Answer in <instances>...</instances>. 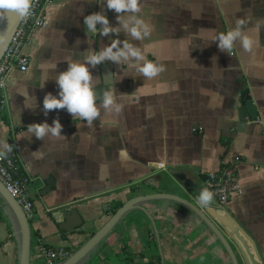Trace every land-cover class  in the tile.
<instances>
[{
    "label": "crops",
    "instance_id": "0c3cea01",
    "mask_svg": "<svg viewBox=\"0 0 264 264\" xmlns=\"http://www.w3.org/2000/svg\"><path fill=\"white\" fill-rule=\"evenodd\" d=\"M138 5L136 15L149 31L140 40L122 30L108 37L86 33L83 17L92 12L104 10L116 24L104 0L45 3L46 26L32 31L23 47L27 70L14 66L6 75L0 142L13 146L33 200L29 264H43L41 247H62L69 257L105 224L115 204L145 197L79 264H123L128 257L132 264H146L136 257L149 250L151 239L158 254L154 264H243L234 247L200 219L192 195L164 181L168 170H185L205 177L207 188L230 168L240 193L223 209L254 240L264 264V23L257 30L264 22V0H138ZM237 19L245 21L242 31L254 37L255 46L246 52L237 44L229 54L220 52L212 37L233 28ZM112 39L138 47L163 71L146 78L132 62L105 61L90 71L98 90H114L122 106L118 115L101 109L91 123L63 109L45 116L43 97L57 93L54 77L66 69L64 61H82L87 48L99 51ZM52 63L57 68L40 87ZM246 96L257 117L241 128L238 110L248 118ZM53 119L63 126L62 136L37 140L27 131L30 124ZM47 181L49 191L41 194ZM69 210L79 219L65 223L59 212ZM18 253V228L0 197V264H18Z\"/></svg>",
    "mask_w": 264,
    "mask_h": 264
},
{
    "label": "clouds",
    "instance_id": "9594fccd",
    "mask_svg": "<svg viewBox=\"0 0 264 264\" xmlns=\"http://www.w3.org/2000/svg\"><path fill=\"white\" fill-rule=\"evenodd\" d=\"M107 11L115 14L116 24L110 23L107 13L104 10L92 12L83 17V25L86 33L108 37L110 34L116 35L121 30L130 35L135 40H140L149 35L148 26L136 14L139 12L138 0H104ZM31 7V0H0V19L3 13L12 12L18 17H27ZM123 14L124 18H121ZM261 23H257V30ZM245 24L243 19H237L235 26L230 30L218 33L212 39L220 52L229 54L238 44L244 51H250L256 44L253 36L242 31ZM87 36V35H86ZM88 38V36H87ZM87 55L83 60L66 59L67 67L58 72L55 77L57 93H46L42 100V108L45 116L50 110H65L73 118L91 123L95 120L103 109L110 114H119L121 105L117 102L112 88L97 89L95 78L90 68L109 61L116 65L132 62L134 71L139 72L146 78L155 77L163 71V66L145 59L138 47L133 46L128 41L112 39L99 51L87 48ZM143 61V63H140ZM57 64H49L45 69V78L40 87L48 78L50 70H56ZM62 125L58 119H53L49 124L46 121L28 125L27 131L37 140H41L47 135L62 136ZM12 150V146L0 142V156H4ZM196 200L202 207H207L213 200L212 191L207 188L200 189Z\"/></svg>",
    "mask_w": 264,
    "mask_h": 264
},
{
    "label": "water",
    "instance_id": "95a60500",
    "mask_svg": "<svg viewBox=\"0 0 264 264\" xmlns=\"http://www.w3.org/2000/svg\"><path fill=\"white\" fill-rule=\"evenodd\" d=\"M21 19L22 17H18L12 12L3 13V18L0 19V59L4 55L10 39L13 36L16 28L18 27ZM245 100L246 103L244 109L247 110L249 114L247 118L243 109L238 110L241 128L245 126L246 123L255 122L257 117L255 106L250 97L246 96ZM164 181L166 186H177L187 193H190L195 203L198 204L196 196L199 190L204 188L202 183H206L207 179H205V177L198 178L189 171L174 169L168 170L166 172ZM47 185L48 187L42 190L41 194H43L45 191H49L51 182L47 181ZM0 197L11 211L18 228V264H29L31 224L36 221V218L33 217L30 220H27L19 205L5 191L1 183ZM145 198H134L124 203L109 217L105 224L84 245H82L77 251L71 254L60 264H79L81 261H83L113 231L116 225L129 211H131L136 203L149 199ZM199 210L201 212L200 214H198L200 219H202V221L206 225L211 224L214 227L215 231L220 234L222 239L234 247L243 264H263L254 240L236 222V220L225 209H223V207H220L218 205L214 198L211 204L207 207H202L199 205ZM59 213L63 219V222L65 223L73 217H77L79 219V214L75 210H69L65 212L62 211ZM61 227L62 225H60V228ZM66 231L68 230L66 229Z\"/></svg>",
    "mask_w": 264,
    "mask_h": 264
},
{
    "label": "built area",
    "instance_id": "2783aa9c",
    "mask_svg": "<svg viewBox=\"0 0 264 264\" xmlns=\"http://www.w3.org/2000/svg\"><path fill=\"white\" fill-rule=\"evenodd\" d=\"M50 1L32 0L29 15L22 17L11 37L7 49L0 59V92L5 86V78L10 69L16 66L21 73L27 70L29 61L23 54V47L32 31L46 26L47 21L43 7ZM13 150L12 146L10 152L0 156V183L19 205L26 219L29 220L34 217L33 200L28 193L25 181L15 176L19 167ZM207 189L212 191L215 201L220 207H223L231 195L240 193L234 169L225 170L224 179L220 183L208 184ZM38 257L43 264H58L67 259L68 253L62 247H41L38 250Z\"/></svg>",
    "mask_w": 264,
    "mask_h": 264
},
{
    "label": "trees",
    "instance_id": "16d2710c",
    "mask_svg": "<svg viewBox=\"0 0 264 264\" xmlns=\"http://www.w3.org/2000/svg\"><path fill=\"white\" fill-rule=\"evenodd\" d=\"M0 98H1V95H0ZM10 144V143H9ZM230 169H233V168H230ZM227 170V169H226ZM15 176L18 177V178H21L22 179V176L20 174V170L18 169L17 172L15 173ZM224 179V176L221 178V180L219 181V183ZM121 207V204H115L113 207H112V210H111V215L118 209ZM146 258L148 260V262L146 264H154L153 263V260L156 259L158 260V254H157V246H156V243H155V240L154 239H151V242H150V247H149V250L146 251V252H143L141 254H139L136 259L138 260H142ZM122 263L123 264H132L133 263V259L131 257H128V258H125L122 260Z\"/></svg>",
    "mask_w": 264,
    "mask_h": 264
},
{
    "label": "rangeland",
    "instance_id": "374dc122",
    "mask_svg": "<svg viewBox=\"0 0 264 264\" xmlns=\"http://www.w3.org/2000/svg\"><path fill=\"white\" fill-rule=\"evenodd\" d=\"M30 220V219H29ZM31 227H32V224H31Z\"/></svg>",
    "mask_w": 264,
    "mask_h": 264
}]
</instances>
